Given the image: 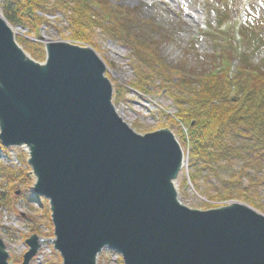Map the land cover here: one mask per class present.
Masks as SVG:
<instances>
[{"label":"water","instance_id":"1","mask_svg":"<svg viewBox=\"0 0 264 264\" xmlns=\"http://www.w3.org/2000/svg\"><path fill=\"white\" fill-rule=\"evenodd\" d=\"M15 40L0 15V145L27 150L62 264H97L105 249L124 264H264V214L241 202L206 211L183 205L177 136L140 135L120 118L94 48L40 36L41 64ZM46 242L30 236L22 264ZM9 259L0 238V264Z\"/></svg>","mask_w":264,"mask_h":264},{"label":"trees","instance_id":"2","mask_svg":"<svg viewBox=\"0 0 264 264\" xmlns=\"http://www.w3.org/2000/svg\"><path fill=\"white\" fill-rule=\"evenodd\" d=\"M3 6L2 14L10 25L26 30L29 38H38L42 27L52 26L45 15L61 14L68 24L71 41L96 48L94 37L99 33L131 48L129 60L135 80L130 87L140 94L164 93L171 100L177 112L168 120L175 126L182 147L189 148V159L196 170L192 179L197 180L203 169L214 172L215 167L239 173L238 183L232 185L234 189L207 197L214 201H234L235 193H241L238 187H242V180L248 179L242 202L258 210L263 208L255 192L264 185V176L260 175L264 171V73L252 65V60L264 49L263 29L253 30L251 20L244 27L243 46L247 53L239 56L235 73L229 72L232 38L228 33L223 35L227 46H218L222 55L213 57L212 61L214 67L217 62L222 63V72L196 76L183 74L179 68L164 62L160 47L166 43L167 34L158 24L146 22L136 11L114 6L109 0H5ZM230 6L227 5V11L219 12L220 24L230 17ZM29 38L18 40L34 60L44 62V44ZM121 92L119 87L116 99ZM10 151L0 145V152L9 156ZM20 152V159L27 165L26 153ZM29 172L28 166L25 170L0 165V208L13 209L18 199L15 195L20 193L26 203L39 204L53 236L49 206L34 195V179ZM251 191L252 196L248 195ZM32 223L28 236L45 237L37 221ZM118 263L123 264L122 259Z\"/></svg>","mask_w":264,"mask_h":264},{"label":"rangeland","instance_id":"3","mask_svg":"<svg viewBox=\"0 0 264 264\" xmlns=\"http://www.w3.org/2000/svg\"><path fill=\"white\" fill-rule=\"evenodd\" d=\"M4 1L0 0L1 15ZM109 2L114 6L136 11L140 18L146 22L158 24L163 32L167 34L166 43H163L160 47V54L164 62L179 68L186 75L193 73L196 76H204L217 68H213L212 62L216 54L215 41L210 36L202 35L204 32L202 29L209 24L216 28L219 17L218 11H222V6L227 7L230 4L232 10L233 5L234 12L230 16L232 25L234 23L240 24L242 21L240 15H245L246 21L250 19L253 22V27H258L260 24L264 27V0L253 3L252 0H223L222 2L219 0H109ZM41 16H44V14H41ZM44 17L52 25L51 27H42L39 33L46 42L71 41L69 38L71 33L67 28L68 24L61 14H56L54 17L45 15ZM15 30L19 32L18 37L27 39L26 30L20 27ZM234 33H237V30ZM220 40L219 38V42ZM32 41L34 40L32 39ZM94 41L96 43L94 49L107 64L108 77L113 85L114 92L116 93L119 87L122 90L119 99L115 102L120 116H123L122 118L132 129L142 135L166 128L171 129L176 134L175 126L168 119L177 110L173 107L168 96L155 91H152L151 95L140 94L130 87L135 80V74L129 60L131 48L107 39L99 33L94 37ZM194 41L196 43L192 46ZM252 61V65L260 68L264 73V49ZM234 64H237V61ZM20 153V150L17 149H11L9 156L0 152V165L12 169L22 168L26 170L28 165L20 159ZM215 168L216 171L214 170V172L203 169L199 174L200 177L193 180L191 176L196 173L195 167L190 161L187 163L176 182L178 198L183 205L191 209L205 211L208 210L207 204L210 200L207 195L216 196L224 194L231 188L234 189L232 185L238 183L239 173ZM188 174L191 183H188V187H182V181L187 178ZM249 174L254 175L252 169H250ZM260 175L263 177L264 171ZM248 183V179L242 180V187H238L241 193H235L237 195L236 200L227 203H242V194L247 193L245 188ZM4 193H7V188L4 189ZM251 194L252 191L248 195ZM255 194L258 198V204L263 207L259 211L264 214V185ZM15 196L18 199L15 201L13 209L0 208V238H3L10 258L15 262L14 264H20V259L28 251L26 236L31 233L34 220L37 221V226L45 236L43 238L50 241L53 237L50 236L51 229L42 218L39 204L36 202L28 204L25 199L21 198L20 194ZM28 196L33 197L31 193ZM41 199L42 202L46 201L43 198ZM57 255L52 243L46 242L37 258L30 264H62ZM120 259V255L106 249L100 253L97 264H120L118 263Z\"/></svg>","mask_w":264,"mask_h":264},{"label":"bare ground","instance_id":"4","mask_svg":"<svg viewBox=\"0 0 264 264\" xmlns=\"http://www.w3.org/2000/svg\"><path fill=\"white\" fill-rule=\"evenodd\" d=\"M11 27H12V25H11ZM13 28V27H12ZM14 30V33L15 34H19V32L17 31V30H15V29H13ZM121 117H123V116H121ZM124 119V118H123ZM175 188H176V184H175ZM176 190H178V188H176ZM7 247V246H6Z\"/></svg>","mask_w":264,"mask_h":264}]
</instances>
